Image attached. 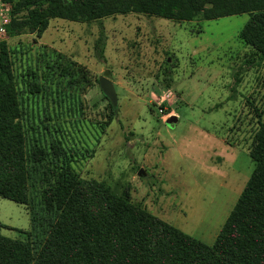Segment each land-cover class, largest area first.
I'll return each mask as SVG.
<instances>
[{
    "label": "rangeland",
    "instance_id": "obj_1",
    "mask_svg": "<svg viewBox=\"0 0 264 264\" xmlns=\"http://www.w3.org/2000/svg\"><path fill=\"white\" fill-rule=\"evenodd\" d=\"M247 20V14L192 22L137 13L90 23L53 18L41 37L29 29L6 32L0 43L9 48L25 100L28 70L45 84L47 96L33 112L60 125L79 177L128 192L210 245L251 175L255 110H264V60L238 37ZM57 56L68 72L63 77L49 73ZM105 70L117 95L111 121L98 85ZM172 115L177 122L167 125ZM30 231L27 209L0 197V235L27 240Z\"/></svg>",
    "mask_w": 264,
    "mask_h": 264
},
{
    "label": "trees",
    "instance_id": "obj_2",
    "mask_svg": "<svg viewBox=\"0 0 264 264\" xmlns=\"http://www.w3.org/2000/svg\"><path fill=\"white\" fill-rule=\"evenodd\" d=\"M2 1L12 8L9 36L29 29L41 37L53 18L90 23L137 13L192 22L247 14L238 37L264 60V0ZM8 49L0 43V197L27 209L31 231L27 240L0 235V264H264V110H255L251 175L209 245L133 202L128 192L116 194L104 182L79 177L60 125L33 112L47 96L45 84L28 70L31 97L25 100ZM59 58L48 69L63 77ZM103 97L111 121L117 108Z\"/></svg>",
    "mask_w": 264,
    "mask_h": 264
},
{
    "label": "water",
    "instance_id": "obj_3",
    "mask_svg": "<svg viewBox=\"0 0 264 264\" xmlns=\"http://www.w3.org/2000/svg\"><path fill=\"white\" fill-rule=\"evenodd\" d=\"M109 70H105L98 78V85L102 94L109 100L113 107H117V95L113 86V83L108 79ZM177 122V117L172 115L166 121L167 125H171ZM143 171H139V175H142Z\"/></svg>",
    "mask_w": 264,
    "mask_h": 264
},
{
    "label": "built area",
    "instance_id": "obj_4",
    "mask_svg": "<svg viewBox=\"0 0 264 264\" xmlns=\"http://www.w3.org/2000/svg\"><path fill=\"white\" fill-rule=\"evenodd\" d=\"M10 19H11L10 5L0 0V35H4L7 32L6 27L9 25Z\"/></svg>",
    "mask_w": 264,
    "mask_h": 264
}]
</instances>
